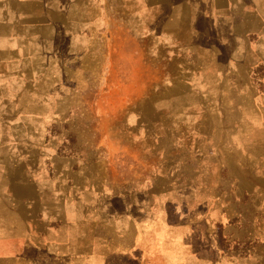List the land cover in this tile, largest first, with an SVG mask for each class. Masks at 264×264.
<instances>
[{"label":"crops","instance_id":"0c3cea01","mask_svg":"<svg viewBox=\"0 0 264 264\" xmlns=\"http://www.w3.org/2000/svg\"><path fill=\"white\" fill-rule=\"evenodd\" d=\"M124 1L131 2L125 15L131 18L126 31L132 34L123 41L126 76H154L155 85L175 103L183 92L191 97L201 95L199 90L214 88L207 83L214 76L225 81L226 76H249L255 85L257 81L262 85L264 0ZM79 2L0 0V264H150L144 259V251L148 254V229L153 225L160 230L166 227L159 212L162 202L155 206L158 213L150 202V194L156 191L149 190L145 197L126 203L117 199L88 201L86 194L98 189L87 190L83 166L75 169L68 156L38 152V146L47 145L38 128L55 112L68 110L64 99L55 110L51 73L55 60L48 54L54 45L47 38H55L56 25L69 28L74 22L70 16L81 17L72 9ZM102 15L97 14L101 20ZM155 17L157 23H151ZM82 26L74 32H84L86 26ZM92 31L97 32L96 25ZM38 32L44 34L40 44L33 39ZM183 33L191 37L182 39ZM110 62L108 76H121L112 59ZM70 74L68 67L58 68V76ZM27 80L34 82L32 88L23 87ZM186 81L189 87L183 89L182 82ZM150 87L143 84L142 94ZM246 91L244 87L237 90L245 99L241 102L244 114L248 96L264 97V90ZM257 106L253 109L262 117V107ZM196 109L163 107L164 115L172 113L176 120L181 112L198 113ZM245 116L244 125L249 122ZM261 125L264 127V121ZM23 129L27 134H22ZM243 139L241 147L247 151L246 137ZM163 167L155 175H167ZM173 206L182 207L180 202ZM158 233V242L172 246L171 252L175 245V250L185 245L188 253L196 254L198 236ZM209 239H201L205 252ZM134 242L137 246L140 243L142 261L137 259L139 248L134 250Z\"/></svg>","mask_w":264,"mask_h":264},{"label":"rangeland","instance_id":"374dc122","mask_svg":"<svg viewBox=\"0 0 264 264\" xmlns=\"http://www.w3.org/2000/svg\"><path fill=\"white\" fill-rule=\"evenodd\" d=\"M128 8L131 2L124 0H80L72 9L81 17L70 16L74 22L69 28L56 25L55 38H47L54 45L43 50L55 60L51 70L55 110L60 99L68 110L55 112L38 128L47 144L38 146V152L68 156L75 169L83 166L87 190L98 189L86 194L88 201L126 203L156 191L150 194V202L153 207L162 202L159 212L166 227L148 229L144 259L150 264H264V127L260 126L264 97L248 96L244 114L241 102L245 99L237 92L239 87L249 92L264 90V80L255 85L249 76H226V81L214 76L207 82L214 88L191 97L183 92L175 103L155 85L154 76H126L123 41L132 36L126 31L131 21L125 15ZM100 13L102 20L97 16ZM150 20L157 23L156 17ZM82 25L84 32H74ZM95 25L97 32L92 31ZM41 36L38 32L33 39L40 44ZM190 37L181 34L182 39ZM110 57L121 76H108ZM64 67L70 76H58V68ZM186 82H182L183 89L189 87ZM202 83L199 80L198 86ZM143 84L151 85L144 94ZM26 86L32 88L34 82L27 80ZM255 104L262 107V117L254 111ZM185 106H197L198 113L181 112L177 120L172 113L164 115L163 107ZM244 116L249 119L245 125ZM244 137L247 151L241 147ZM162 166L167 175L159 177L155 172ZM174 202H180L181 209ZM154 212L158 213L157 207ZM205 217L207 221H200ZM158 232L198 236L196 254L188 253L185 245L177 250L175 245L171 252L172 246L158 242ZM207 238L205 252L201 239ZM135 242L137 259L142 261L140 243Z\"/></svg>","mask_w":264,"mask_h":264}]
</instances>
